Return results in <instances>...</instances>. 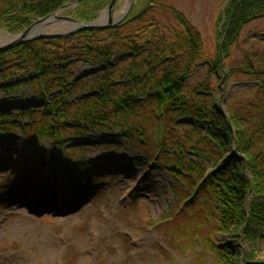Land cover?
<instances>
[{
	"label": "trees",
	"instance_id": "trees-1",
	"mask_svg": "<svg viewBox=\"0 0 264 264\" xmlns=\"http://www.w3.org/2000/svg\"><path fill=\"white\" fill-rule=\"evenodd\" d=\"M73 1L0 0V29L16 34ZM109 2L79 0L68 15L93 21ZM260 19L264 0H227L218 15L220 41L208 55L197 28L182 12L157 0H138L115 27L70 38L37 39L1 52L0 93L11 96L15 88L31 86L40 105L17 110L16 115L0 113V132L15 130L27 143L48 138L57 149L42 165L50 169V179L62 152L73 155L74 149L63 141L66 130H118L119 137L135 139L141 148V141L149 144L155 162L167 166L176 180L175 197L192 198L184 208L203 207L209 201L217 211V216L210 214L216 224L205 234L201 209L185 215L193 222L186 228L189 237L182 235L185 243L191 249L205 247L213 264L241 260L252 264V253L234 258L229 245H217L210 234H226L232 227L235 241L243 238L252 245L256 233L264 232V57L243 51L240 63L231 59L244 27ZM258 37L264 39V31ZM256 58L260 61H251ZM203 59L204 78L190 84L189 77ZM75 62L100 70L92 81L80 78L69 83V65ZM237 81L250 86H235L240 93L228 94L222 110L220 96ZM183 115L190 122L177 123ZM10 118L27 123L4 122ZM109 147L119 146L103 143L97 148ZM85 166L78 164L86 176L82 182L70 177L74 168L65 171L77 193L97 179ZM239 231L241 236H236ZM205 261L201 250L195 262Z\"/></svg>",
	"mask_w": 264,
	"mask_h": 264
},
{
	"label": "rangeland",
	"instance_id": "rangeland-1",
	"mask_svg": "<svg viewBox=\"0 0 264 264\" xmlns=\"http://www.w3.org/2000/svg\"><path fill=\"white\" fill-rule=\"evenodd\" d=\"M157 1L187 16L202 38L205 53L213 55L220 41L218 15L227 0ZM126 3L127 0H118L115 14L120 13ZM72 8L58 15L72 17L68 15ZM64 27L63 23L52 24L45 32L60 31ZM261 31H264V19L244 27L237 49H232L231 59L240 63L243 51L264 57V39L258 37ZM12 35L0 29V45ZM254 60L260 61L251 59ZM69 70V83L80 78L92 81L100 66L75 62L69 65ZM206 72L207 62L203 59L189 77V83H197ZM248 83L237 81L226 86L225 94L220 96L222 110L229 101L228 94L235 97L234 92H238L233 88L250 86ZM39 105L31 86L15 88L11 96L0 93V113L15 114L17 110ZM184 121L190 122V119L183 115L176 120L177 123ZM4 122L25 124L27 120L10 118ZM108 134L97 129L82 133L64 131L63 141L66 148L74 149L73 155L62 152L52 184L47 177L49 169L40 170V164L48 163L50 156L57 154L52 142L46 137H37L36 141L27 143L15 130L0 132V264H196L201 250L205 262L213 264L212 255L205 247L191 249V244H186L183 238L188 236L189 223L193 224L185 215L191 216L198 209L204 213L200 216L201 221L206 222L202 226L204 234L210 231L209 225L216 224L211 215L217 216L213 205L206 201L203 207L184 208L193 203L192 198L175 197L176 180L167 166L155 162L149 144L141 141L144 145L141 148L137 140L119 137L118 130ZM103 143L119 147L98 149ZM183 156L193 159L189 153ZM79 162L98 177L82 194L65 178V171L74 168L70 172L74 182L86 179L78 167ZM247 206L248 201H245V210ZM231 230L232 227L220 235L212 233L210 238L217 245L228 244L234 258L241 256L242 259L252 253V264H264V232L256 233L250 245L243 238L235 241ZM198 241L202 245V239ZM238 264L246 263L241 260Z\"/></svg>",
	"mask_w": 264,
	"mask_h": 264
},
{
	"label": "water",
	"instance_id": "water-1",
	"mask_svg": "<svg viewBox=\"0 0 264 264\" xmlns=\"http://www.w3.org/2000/svg\"><path fill=\"white\" fill-rule=\"evenodd\" d=\"M79 0L66 4L56 12L36 20L28 28L11 36V39L0 45V52L7 51L15 46L27 43L37 39H53V38H70L82 31H99L115 27L122 23L130 13L135 0H127V3L120 13L115 14L114 10L118 0H110L109 4L99 13L98 17L93 21L83 22L72 17L58 15L63 10L74 7ZM56 23L66 24V27L60 31H52L46 33L45 29Z\"/></svg>",
	"mask_w": 264,
	"mask_h": 264
}]
</instances>
